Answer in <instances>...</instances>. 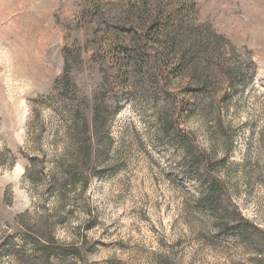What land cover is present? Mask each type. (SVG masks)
Returning a JSON list of instances; mask_svg holds the SVG:
<instances>
[{"label":"rangeland","instance_id":"obj_1","mask_svg":"<svg viewBox=\"0 0 264 264\" xmlns=\"http://www.w3.org/2000/svg\"><path fill=\"white\" fill-rule=\"evenodd\" d=\"M144 1L200 91L176 54L161 85L130 68ZM80 109L85 179L51 191ZM0 264H264V0H0Z\"/></svg>","mask_w":264,"mask_h":264},{"label":"trees","instance_id":"obj_2","mask_svg":"<svg viewBox=\"0 0 264 264\" xmlns=\"http://www.w3.org/2000/svg\"><path fill=\"white\" fill-rule=\"evenodd\" d=\"M143 4L144 6L140 9L139 18H134V23L136 22L135 30L128 34V39L130 40L129 45L133 48L136 46L137 54H134L132 51H127L128 56L126 58L130 68L145 82L149 80L150 84L161 85V81L164 80V73L172 68V63L168 62V60L170 61L171 56L176 54V58L178 56L180 57L179 62H177L178 64L175 66L177 75L182 78L185 76V72L191 74V86L196 91H200L202 87L207 86L209 83L208 78H205L201 72L206 71L208 66L201 67L200 64L196 63L198 58L197 54L195 55L197 58H191L187 53L185 48L186 40L184 39V32L186 30L180 27L183 23L178 21L177 25L173 23L168 24L166 22L167 20L164 19L166 17L164 13H160L158 10L159 7L156 9L155 5L150 4L148 1H144ZM176 14H180V12L178 11ZM220 37L224 38L222 36ZM154 46H158L157 48L164 53V61H160V59L157 62L156 60L155 62L153 61L154 59L150 55ZM206 52H209L208 49ZM210 54L208 53L207 55ZM211 61V59H208V64ZM168 63H170V66ZM209 67L211 70V65ZM83 117L84 115L81 109L74 113V138L69 147L70 150H67V154L70 155L71 159L69 163L61 159L58 162L60 172H50L49 189L51 191H55L60 186L61 192L63 188L67 187L68 182L74 185L85 179L80 178L78 181V177L81 174L77 170L79 169L80 163L88 164L91 161L93 148L89 143L90 137H88L91 128L90 121L86 118L83 119ZM82 121L84 122L81 124ZM35 160L33 162H36ZM35 167H33V170ZM59 173H62L63 176H60ZM61 178L62 180L60 182ZM213 185L216 184L213 183ZM213 188L209 194L211 202L208 205L212 213L217 212L219 207H222L217 199L220 193L216 191L215 187Z\"/></svg>","mask_w":264,"mask_h":264}]
</instances>
